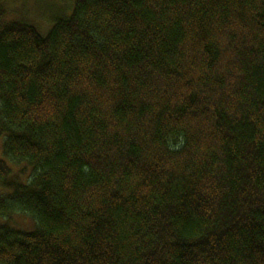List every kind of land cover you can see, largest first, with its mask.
<instances>
[{"label": "trees", "instance_id": "obj_1", "mask_svg": "<svg viewBox=\"0 0 264 264\" xmlns=\"http://www.w3.org/2000/svg\"><path fill=\"white\" fill-rule=\"evenodd\" d=\"M0 138V264H264V0L3 25Z\"/></svg>", "mask_w": 264, "mask_h": 264}, {"label": "rangeland", "instance_id": "obj_2", "mask_svg": "<svg viewBox=\"0 0 264 264\" xmlns=\"http://www.w3.org/2000/svg\"><path fill=\"white\" fill-rule=\"evenodd\" d=\"M72 4L73 0H0V29L10 22L21 21L34 27L44 36L56 19L70 15ZM1 141L2 138L0 146ZM14 224L24 230H31L34 226L32 220L23 216L15 217Z\"/></svg>", "mask_w": 264, "mask_h": 264}]
</instances>
